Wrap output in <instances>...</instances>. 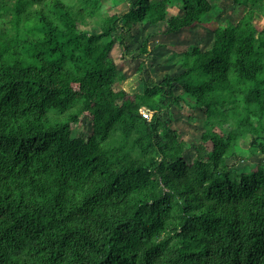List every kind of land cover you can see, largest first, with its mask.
I'll list each match as a JSON object with an SVG mask.
<instances>
[{"label":"trees","instance_id":"16d2710c","mask_svg":"<svg viewBox=\"0 0 264 264\" xmlns=\"http://www.w3.org/2000/svg\"><path fill=\"white\" fill-rule=\"evenodd\" d=\"M259 17L264 0H0V264H264ZM196 28L204 47L149 48ZM115 44L176 70L141 61L129 93ZM182 102L203 112L194 141Z\"/></svg>","mask_w":264,"mask_h":264},{"label":"rangeland","instance_id":"374dc122","mask_svg":"<svg viewBox=\"0 0 264 264\" xmlns=\"http://www.w3.org/2000/svg\"><path fill=\"white\" fill-rule=\"evenodd\" d=\"M175 1V0H174ZM224 9L225 11L222 13V16L225 18L229 16L232 12V2L227 1L223 2ZM125 4H121L117 7H114L111 9L112 12H118L121 13L123 9L125 8ZM170 12L177 13L179 12V8L175 6H170L168 7ZM218 21V18H214L210 23L215 25L216 22ZM264 25V18L259 17L256 20V26L258 29H261L262 26ZM205 38H206V28H196L194 30H183L179 33L172 34V35H166V36H159L154 35L149 39V48H153L156 45H158L161 42H165L166 47L169 50L174 51L175 53H180L186 49L189 48L191 44H196L199 47H204L206 46L205 43ZM140 41V40H139ZM137 43H135L133 46H136ZM122 53V48L118 45L115 44L112 51H111V56L108 58V62L114 65L118 70H120L123 79L120 81L119 86L124 89L125 91L132 93L135 91H139L142 88V81H141V75L136 71L137 64L140 63L141 61L143 62V65L146 69L150 71V74L155 78L159 79L160 76L166 71L167 68L169 70L171 68H174L176 70L177 63L176 60L173 61L174 64L171 66H167L164 63L162 64L161 61H158V58H154L152 55L146 56V55H141L138 59H135L134 61L132 60L131 56H128L127 58H122L121 57ZM170 56V53L166 54V57ZM165 57H162V59ZM172 58H175V54L172 55ZM157 61V62H156ZM165 65V66H164ZM76 87V85H74ZM182 107L181 109H177L175 107H172V113L175 118H178L175 120L172 124V127L175 128L181 135V137L187 141H194L195 138L198 137L200 131L203 129V124L202 120L203 119V112L201 109L197 107H192L187 103L182 102ZM190 116V118H189ZM182 117H185L182 118ZM76 130H79L80 128H84L85 130L89 129V123L88 120H81L76 126ZM217 131H219L217 129ZM255 144V146H258V142L251 140L250 137H247L245 139L244 145L247 146L249 144ZM256 150V155L252 156L249 160H231L230 163L235 165V168H243L247 167L248 169L254 167V162L258 159L259 157V152ZM186 154L191 157L193 155V151L187 150ZM252 160V161H251Z\"/></svg>","mask_w":264,"mask_h":264},{"label":"built area","instance_id":"2783aa9c","mask_svg":"<svg viewBox=\"0 0 264 264\" xmlns=\"http://www.w3.org/2000/svg\"><path fill=\"white\" fill-rule=\"evenodd\" d=\"M141 114H142V116H143L144 118H149V115H150V113H149L148 111H146V110H142V111H141Z\"/></svg>","mask_w":264,"mask_h":264}]
</instances>
